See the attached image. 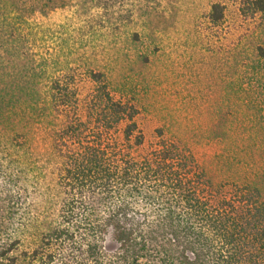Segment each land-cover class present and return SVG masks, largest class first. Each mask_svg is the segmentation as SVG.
<instances>
[{
	"label": "trees",
	"instance_id": "16d2710c",
	"mask_svg": "<svg viewBox=\"0 0 264 264\" xmlns=\"http://www.w3.org/2000/svg\"><path fill=\"white\" fill-rule=\"evenodd\" d=\"M250 3V14L264 13V0ZM223 15L213 6L211 22ZM54 67L53 55L33 67L47 90L34 86L24 100L0 93V264H264V170L216 184L189 143L163 128L141 154L140 111L113 97L107 76L90 70L93 90L82 97L76 76L53 77ZM14 113L44 131V152L27 150L24 134L3 138ZM47 169L51 182L35 189L41 207L24 183Z\"/></svg>",
	"mask_w": 264,
	"mask_h": 264
},
{
	"label": "rangeland",
	"instance_id": "374dc122",
	"mask_svg": "<svg viewBox=\"0 0 264 264\" xmlns=\"http://www.w3.org/2000/svg\"><path fill=\"white\" fill-rule=\"evenodd\" d=\"M45 1L0 0L1 94L24 100L34 86L47 90V77L38 85L31 77L53 55L60 68L51 76L74 74L82 97L93 90V70L107 76L116 100L139 109V153L163 128L166 138L189 143L216 184H243L264 170V13L250 14L252 0H69L52 11ZM215 5L224 14L218 24ZM19 117L11 115L3 138L24 134L27 150L44 152V131ZM45 171L35 185L33 175L24 183L41 207L35 189L51 182Z\"/></svg>",
	"mask_w": 264,
	"mask_h": 264
}]
</instances>
